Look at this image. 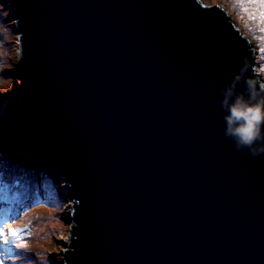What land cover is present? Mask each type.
Wrapping results in <instances>:
<instances>
[{"label": "water", "instance_id": "1", "mask_svg": "<svg viewBox=\"0 0 264 264\" xmlns=\"http://www.w3.org/2000/svg\"><path fill=\"white\" fill-rule=\"evenodd\" d=\"M24 82L0 139L65 181V264H264V154L224 135L248 37L200 0H8Z\"/></svg>", "mask_w": 264, "mask_h": 264}, {"label": "rangeland", "instance_id": "2", "mask_svg": "<svg viewBox=\"0 0 264 264\" xmlns=\"http://www.w3.org/2000/svg\"><path fill=\"white\" fill-rule=\"evenodd\" d=\"M6 1L8 13L1 10L0 3V78H3V82L7 81V88L3 86L4 89L14 91L12 94H15L21 90L24 82L17 73L20 54L19 34L9 2ZM200 1L207 5L222 6L235 26L248 37L255 50V56H259L255 68L260 76V83L264 84V56L261 54L260 57L258 53L259 46L264 49V32L260 31L264 24L259 20L257 0ZM262 52L264 54V50ZM9 84L14 88L11 89ZM1 143L7 147L2 141ZM34 163L46 168L42 164ZM46 169L52 173L50 186L53 189L49 187V191L39 188L32 195L28 189H24L14 200L10 193H4V187L0 188V227L4 230L0 233V260H3L4 264H31L24 260L28 253L37 254L35 255L37 264H42L43 259L49 264H65V253L69 249L72 234L71 216L74 202L70 197L68 185L58 175L59 173L54 169Z\"/></svg>", "mask_w": 264, "mask_h": 264}, {"label": "clouds", "instance_id": "3", "mask_svg": "<svg viewBox=\"0 0 264 264\" xmlns=\"http://www.w3.org/2000/svg\"><path fill=\"white\" fill-rule=\"evenodd\" d=\"M246 92L235 83L225 86L221 100L224 109V135L234 146L247 149L252 156L264 154V84L246 80Z\"/></svg>", "mask_w": 264, "mask_h": 264}, {"label": "trees", "instance_id": "4", "mask_svg": "<svg viewBox=\"0 0 264 264\" xmlns=\"http://www.w3.org/2000/svg\"><path fill=\"white\" fill-rule=\"evenodd\" d=\"M0 3L2 7L1 10L7 11V1L0 0ZM261 49L262 48L259 46L258 53L259 55L262 54L264 56ZM262 55L260 57H262ZM7 62H9V59ZM6 69L8 68L6 67ZM2 80L3 78H0V82H3ZM10 84L13 83L10 82ZM10 84L9 87L13 89L14 84L12 87L10 86ZM6 85H8L7 81L0 84V108L2 107V104L6 100V98L11 95L12 92H14L7 89L5 90L4 87L7 88ZM50 171L51 170L43 168L21 155L15 154L7 147H5L0 141V188L4 187V193H10L14 200L18 197L19 194H21V190L24 189H28V191H30L32 195L36 191H38L39 188L49 191V187L51 188L50 183H52L50 182L52 179V173ZM28 229H30V225H28ZM35 255L34 253H28L24 260L31 264H37V256ZM21 260L22 259H19V261ZM43 261L44 259L41 260L42 264H49Z\"/></svg>", "mask_w": 264, "mask_h": 264}, {"label": "snow or ice", "instance_id": "5", "mask_svg": "<svg viewBox=\"0 0 264 264\" xmlns=\"http://www.w3.org/2000/svg\"><path fill=\"white\" fill-rule=\"evenodd\" d=\"M257 2L259 4V20L261 24H264V0H257ZM260 31L264 32V27H261ZM3 231H4L3 228L0 227V233H3ZM0 264H4V261L0 260Z\"/></svg>", "mask_w": 264, "mask_h": 264}]
</instances>
